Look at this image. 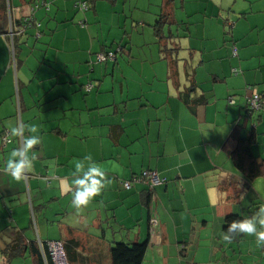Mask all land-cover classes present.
<instances>
[{
  "label": "crops",
  "instance_id": "obj_1",
  "mask_svg": "<svg viewBox=\"0 0 264 264\" xmlns=\"http://www.w3.org/2000/svg\"><path fill=\"white\" fill-rule=\"evenodd\" d=\"M33 1L0 0V134L6 131L11 139L4 150L22 147L24 136L29 134L26 130L24 136L13 137L11 127L23 124L27 129L36 121L42 123V114L51 109V102L74 93L71 100H83L86 110L96 113L97 121L91 116V124L107 129L104 132L101 128L97 136L109 139L112 148L107 151L101 143L92 150V158L103 168L108 184L88 206L76 211L71 207L69 190L74 164L90 153L85 150L79 157L59 160L42 140L34 148L36 158L22 181L16 182L0 170V264H40L27 248L7 259L1 249L17 232L26 241L35 237L47 239L41 242L75 239L84 259L81 264H110L109 247L119 241H146L143 259L150 264L182 260L187 264H260L263 254L258 250L263 247L257 246L254 236L239 234L228 243L220 234L224 218L251 216V205L264 204V177L247 181L235 171L223 148L236 124L243 128L255 125L252 151L264 156V0H133L144 3L145 8L153 2L158 10V21L148 16L135 23L141 22L142 37L153 33L157 53L165 63L164 88L149 89L146 95L141 89L122 95L120 88L118 93L113 90L112 95L100 97V88L95 86V93L84 94L85 98L80 87L101 78V67L94 65L93 55L110 51L115 40L119 49L127 48L119 35L121 25H125L118 10L128 0H46L48 10L39 6L31 11ZM79 1L90 8L79 11ZM167 3L179 13H169L176 29H168L167 36L160 32L166 38L163 54L153 25L146 32L142 21L161 22V17L168 16L162 13ZM181 11L196 19L195 38L215 41L211 47H201L200 52L184 43L194 33L190 24L180 19ZM25 18L38 26L23 28ZM135 23L129 17V25ZM231 24L233 29L226 33ZM169 38L179 43L168 47ZM128 51L130 56L131 49ZM195 51L200 52L196 54L200 59L194 64ZM178 52H182V59ZM169 57L176 60V84L168 77ZM45 63L55 65L51 68ZM206 64L217 69H208ZM185 68L192 69V74L185 73L183 78ZM197 69L205 71V81L197 80ZM247 87L263 98L261 111L251 118L244 116ZM187 89L190 99L204 101L189 108L179 96ZM105 113L111 116L107 122L98 119ZM44 123L37 127L39 135L51 139V118ZM57 133L63 131L58 129ZM82 142L86 148V139ZM4 150H0L1 168L11 152ZM43 159L52 162L45 164ZM142 170H151L163 180L150 198L143 184L128 190L120 185V180ZM62 197L68 200L64 207L59 206ZM32 217L35 229L31 237L26 231L32 226ZM52 224L58 228L55 239L49 237ZM97 251L100 256L103 251L104 256L98 259Z\"/></svg>",
  "mask_w": 264,
  "mask_h": 264
},
{
  "label": "rangeland",
  "instance_id": "obj_2",
  "mask_svg": "<svg viewBox=\"0 0 264 264\" xmlns=\"http://www.w3.org/2000/svg\"><path fill=\"white\" fill-rule=\"evenodd\" d=\"M152 3L153 2H151V5H148L147 8H145V7H143L144 3L136 4L135 1H133V0H128L127 2H125L122 9L118 10V11H120V14L122 16L121 17L122 22L125 25V26L121 25L119 35L125 41L127 48H125V49L120 48L119 49L118 48V42H117V40H115L112 44V49L110 50V51H112L111 53L114 52V56H115L114 60H105L102 62H97L96 58H95V54L93 55V57H94L93 63H94V65H96V66L99 65L101 67V78L103 77V80L99 81L101 79V78H99V80L95 79L96 81H91L90 83L94 86V88H95V86L100 88V93H101V94H99L100 97L112 95L113 90H114V92L118 93L120 88L123 89L122 95H125L126 91H128V90L138 91L139 89H141L143 92H145V95H146L148 93L149 89L153 90L154 88L157 87L158 89L161 90L164 88V77H165V73H166L165 72V63L159 57V55L157 53V47H156V44L154 43L155 38L153 36V33H152V35H149L147 33V35L145 37H142V35H140L141 34L140 30L142 29L143 26H142L141 22L135 23L140 18L148 17V16L153 17L154 22L158 21V19H157L158 18V15H157L158 10L153 6ZM169 5L167 3V5H164V7L162 9L163 14L168 13V16H167L168 21H167V23L163 24L161 27V31L163 32V34L165 36H167V34H168V32H167L168 29H171V30L176 29V27H175L176 25L170 23V14L169 13H171V10L174 11L175 15H178V13H179V11L177 9H172L171 5L170 6ZM178 7H179V2L177 3L176 8H178ZM78 10L81 12H84V11L80 10L79 8H78ZM180 13H181V15L183 14L182 18H180V19L184 20L186 23L188 22V24H190L189 28L192 29V31L194 33L192 35V38L187 40V41H184V43H188L189 47L199 49L200 52H201V49H200L201 47H205V46L211 47L215 43V41H213V40L208 42L207 40L201 41L200 39L195 38L196 37L195 36L196 19L192 18V17H187V15H189V14L186 15L185 12H183V11H181ZM159 14H160V12H159ZM106 17H107V15H106ZM123 17H126L127 19L123 18ZM129 17H131L135 23L133 26L129 25ZM153 21L150 24L148 23V21H142L144 23V30H146V32L152 30L151 27H153L155 25V23ZM163 21H165V20L163 19ZM151 25H153V26H151ZM95 26H97V25H95ZM103 27H104V35L106 38V29H105V26H103ZM106 27H108V25ZM110 27L111 26H109V28ZM112 27H114V26H112ZM231 28L233 29V25L232 26L227 25L226 33L227 32L229 33L231 31ZM93 29H94V27L92 28V30ZM131 31H133L132 35H129L131 33ZM123 32H125V34ZM181 33H182V31L179 32V34H181ZM196 33H198V32H196ZM199 35L202 38L200 30H199ZM229 36L230 35L227 34V37H229ZM96 39L97 38H95L94 40H96ZM128 39H130V42H128ZM110 42H111V38H109V40L107 41L106 46H108ZM172 42L176 43L177 41L175 39H173V40H170V38L167 39V46L170 47ZM177 43H179V42H177ZM128 48L131 49V55L130 56L128 55V52H129ZM200 52L195 51V59L193 60L194 64L198 63L200 58L196 57V54H200ZM181 53L182 52H180V53L178 52L179 59H182V57L180 55ZM203 53H204L205 59H207L206 52L203 51ZM115 61H117V63H114ZM45 65H50L52 68L53 65H55V63H53V64L45 63ZM106 65H108L109 67H107ZM114 65H115V67H111ZM105 66H106V71L103 69ZM206 66L208 69H212V70L217 69V67H214V68L208 67V64H206ZM111 68L112 69L114 68V70H115L114 75L111 74ZM186 68H187V66H186ZM186 68L182 72L183 78L185 77V73H189V75L192 74V69L187 70ZM179 70H181V67H179ZM196 71H197V74H196L197 80L198 81H205L203 78V74L205 73V71H203L202 69H200V70L197 69ZM196 71H195V73H196ZM39 73H41V71H39ZM105 73H107V75H105ZM88 74H89V71H88ZM142 77H144L146 79L148 78L149 80L144 81L142 79ZM150 80H152V81H150ZM86 84L87 83H85L84 85H82L80 87L79 93L82 96L85 94V97H88V96H91L92 94L95 93V89H92V90H90L91 91L90 93L89 92L87 93L85 90ZM203 85L206 86L205 83H203ZM248 94H249V92H248ZM48 95L52 96L53 94H51V92H50ZM71 95H75V94L74 93L69 94V95H66L62 99L59 98V99H56L54 102H51V109L45 111V113L42 114L43 115V122L40 123L39 121H36L35 125L37 127H39V125H45L44 121L51 118V127L53 126V130L51 131V139L45 135L44 137L41 138V140L43 141V144L47 148L51 147V151L56 152L55 156L59 160H63V158H67V157H71V156H73L74 158L79 157L80 155H83L85 150L89 151L88 153H90V155L92 156V154H93L92 150L95 149L101 143H102V146L104 147V149L106 148L108 151L109 148H112L110 145L111 143H110L109 139H107L106 137L102 138V137L97 136L100 129L103 128L102 130H104V132H105V130H107V129H105L106 127H104V126L103 127H101V126L94 127L91 124V121H92L91 116H93L94 120L97 121L96 113H92V112L89 113L85 108V104H84L83 100L73 101L69 98ZM58 100H60V101H58ZM110 118H111V116H108L106 113L101 114V116L98 117L99 120H106V122ZM80 121L84 122L85 124L80 125L79 124V123H81ZM73 122H77V123L73 126ZM58 129H61L63 131V133L58 134L57 133ZM85 136H86V138H84ZM85 139L87 141L86 148L83 147L84 145L82 142ZM50 144H51V146H50ZM4 149L5 148H1L0 150H4ZM8 150L11 151V149H9V148H8ZM8 150H4V151H8ZM5 153H7V152H5ZM0 154H1V152H0ZM41 154H42V152H41ZM79 160L80 159L78 158L77 161H79ZM51 162H52V159L51 160L50 159H45V160L43 159V163H45V164L51 163ZM1 167H0V170H4V168H1ZM48 176L51 177V174H49ZM58 176L62 177V174L59 173ZM67 201H68L67 198H64V197L60 198L59 206L64 207V205ZM254 207L255 206L251 205V211L254 209ZM31 224H32L31 228L27 229L26 233L28 235H31V237H32L33 231L35 229V223H34L33 217L31 218ZM49 237L54 238V239H55V237H58V228L54 224H52L51 227L49 228ZM35 239L37 241H46L47 240V239L39 240L37 237H35ZM258 251H259V254H261V253L263 254L262 257L260 256V262H261L260 264H264V247L262 250L259 248ZM96 254H97L96 256L98 259H100L101 256L102 257L104 256L103 251L101 252V256H100L99 251H97ZM241 259L245 263V261H246L245 257H243ZM250 259H252V258H250ZM253 260H256V259H253ZM155 263H157V262H155ZM158 263H159V261H158ZM142 264H150V263H148V261H146V259L145 260L143 259ZM168 264H187V262L184 260H182L178 263H176L175 261H170Z\"/></svg>",
  "mask_w": 264,
  "mask_h": 264
},
{
  "label": "trees",
  "instance_id": "obj_3",
  "mask_svg": "<svg viewBox=\"0 0 264 264\" xmlns=\"http://www.w3.org/2000/svg\"><path fill=\"white\" fill-rule=\"evenodd\" d=\"M86 5L87 8L82 11H86L90 8L87 3ZM76 8H79L78 5H76ZM163 19L165 21H163ZM167 19H168L167 16H163L161 17V19H159V21L161 20V22L153 26L155 35L158 38V44L160 45V51L163 54L165 53L167 48L164 43L166 41H163L166 38L162 37L160 33L161 32L160 28L162 24L167 23ZM107 52H112V51H105L100 53L106 54ZM175 62H176L175 59L171 57L167 58L168 77L169 80H171L174 84H176V79H177V69ZM88 86L90 87L87 89ZM93 87L94 86L90 82H87V84L85 85L86 92L87 93L90 92V90H92ZM188 91L189 89L185 90V92L183 93H179V96L183 99V103L187 105L189 108L192 109L195 105L204 101L202 98L190 99ZM262 107H263V100H262L261 108L255 111L250 110L247 107L245 101V115H244L245 118L247 117L251 118L254 114L260 112ZM113 137H116L114 131H113ZM255 141H256L255 125L250 126V128H246V127L243 128L238 124H236L235 128L231 131V133L229 134L223 145V148L227 152L235 171L239 173L242 177H244L247 181H252L259 177H264V156L255 155L252 151V146L255 144ZM9 143L7 145H9ZM5 147H1V148H5ZM141 172L138 174H132L127 179L120 180V185L121 182L128 180L131 176H138L141 174ZM135 184H139V183H133L131 187ZM140 184H143L145 186L148 193L147 197L149 196L148 198H150L151 193L156 186L149 188L144 183H140ZM121 187L123 188L122 185ZM254 206L255 207L251 213H254L257 210V208L260 206V203L254 204ZM236 219H241V217L237 215H230L224 218L223 227H222L223 230L227 227L226 221L231 222L232 220H236ZM55 242H59L61 244L62 251L64 253L67 264H72V263L77 264V262L78 264L83 263L84 259L77 251L79 247V243L77 240L67 239L62 242L61 241H55ZM146 247H147L146 241L143 242L119 241L112 243L109 247L110 264H142L146 252ZM23 248H27L30 251L35 262L37 263L39 262L40 264H53L52 258L48 252L47 242H41L37 240L26 241L24 236L21 234V232H17L13 236V238L3 246L1 250L6 255L7 259H9L13 256L20 254V251Z\"/></svg>",
  "mask_w": 264,
  "mask_h": 264
},
{
  "label": "clouds",
  "instance_id": "obj_4",
  "mask_svg": "<svg viewBox=\"0 0 264 264\" xmlns=\"http://www.w3.org/2000/svg\"><path fill=\"white\" fill-rule=\"evenodd\" d=\"M29 133L24 136L25 131ZM13 137L24 136L23 146L11 150L4 171L10 177L20 182L24 179L25 172L32 167V160L36 158L35 146L41 143V137L36 125L27 126L18 124L11 127ZM108 180L101 166L93 161L92 156L85 155L74 164L72 180L69 186L71 194V207L76 211L88 206L93 198L99 196L106 188ZM227 227L221 232L220 239L231 243L236 235L246 234L255 237L258 247H264V204H261L251 216L227 222Z\"/></svg>",
  "mask_w": 264,
  "mask_h": 264
},
{
  "label": "built area",
  "instance_id": "obj_5",
  "mask_svg": "<svg viewBox=\"0 0 264 264\" xmlns=\"http://www.w3.org/2000/svg\"><path fill=\"white\" fill-rule=\"evenodd\" d=\"M35 1H40V3H36ZM34 4L31 6V11H34L37 7L42 6L46 10H48V2L46 0H34ZM78 7L81 10H85L87 8V5L85 2H78ZM24 24L23 28L29 27V26H38L37 23L31 20V18H25L23 20ZM82 24V23H81ZM11 34V33H10ZM38 36V34H36ZM231 54L233 56L236 55V49L233 47L231 49ZM97 62H102L105 60H113L114 54L111 52L105 53H98L95 55ZM233 73L236 74L235 69L233 70ZM90 86L87 87V89ZM247 90L249 94L246 96V105L250 110H259L262 106V95L258 93L255 89L247 87ZM229 104L233 103V100L231 98H228ZM10 142L9 134L8 132H3L0 135V146L5 147ZM162 180L157 176V174L153 171L144 170L141 172L138 176H131L128 180H125L121 182V185L125 189H129L133 183H144L147 187L152 188L154 186H157L161 184ZM48 246V252L52 258V261L54 264H67L66 259L64 256V253L62 251L61 244L59 242L50 241L47 242Z\"/></svg>",
  "mask_w": 264,
  "mask_h": 264
}]
</instances>
